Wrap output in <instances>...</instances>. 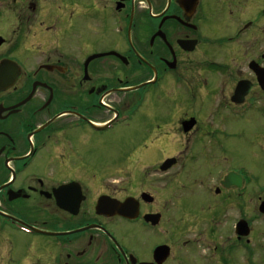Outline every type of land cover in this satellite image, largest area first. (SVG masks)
<instances>
[{
  "label": "flooded vegetation",
  "instance_id": "af4514ba",
  "mask_svg": "<svg viewBox=\"0 0 264 264\" xmlns=\"http://www.w3.org/2000/svg\"><path fill=\"white\" fill-rule=\"evenodd\" d=\"M235 133L264 153V0H0V264H264Z\"/></svg>",
  "mask_w": 264,
  "mask_h": 264
},
{
  "label": "rangeland",
  "instance_id": "374dc122",
  "mask_svg": "<svg viewBox=\"0 0 264 264\" xmlns=\"http://www.w3.org/2000/svg\"><path fill=\"white\" fill-rule=\"evenodd\" d=\"M161 85H151L146 88H142L136 92H134L135 97H145L147 99L146 106L139 110L138 113L135 115L134 120L131 124L127 126H120L116 128L115 133L112 135L117 136L118 142L115 146H113V139L109 137V134L106 135V139L112 140L111 145L107 143L105 151H104V158L105 161L113 162L119 159L122 164H124L128 160V156L130 155L131 150V140L134 137H137L143 130L144 124L146 120L145 113L149 112L154 115L162 114L163 111V104L161 105L163 100V90ZM159 116V115H158ZM241 128V125L235 124L236 128ZM262 140H258L255 137L250 136L249 139L245 140L242 136L235 133L232 139L229 140V144L233 147L232 152V159L233 161L239 160L243 161V155L248 156L249 159V171L251 176H262L264 175V153L260 151V147L258 148L259 144H262ZM173 154V153H171ZM150 160V158H137L136 159V166L139 170H144L143 162ZM9 235L15 239L13 243L14 253L16 257H21V231L15 230L13 228L8 229Z\"/></svg>",
  "mask_w": 264,
  "mask_h": 264
},
{
  "label": "water",
  "instance_id": "95a60500",
  "mask_svg": "<svg viewBox=\"0 0 264 264\" xmlns=\"http://www.w3.org/2000/svg\"><path fill=\"white\" fill-rule=\"evenodd\" d=\"M142 86H144V85L138 86L136 89H139V88H141ZM169 162L172 163L173 160H169Z\"/></svg>",
  "mask_w": 264,
  "mask_h": 264
}]
</instances>
